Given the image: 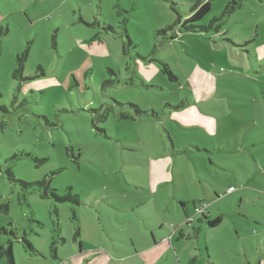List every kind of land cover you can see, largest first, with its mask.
<instances>
[{"label":"rangeland","instance_id":"374dc122","mask_svg":"<svg viewBox=\"0 0 264 264\" xmlns=\"http://www.w3.org/2000/svg\"><path fill=\"white\" fill-rule=\"evenodd\" d=\"M197 1L0 0V245L15 264H193L206 248L210 264H264V0L180 32Z\"/></svg>","mask_w":264,"mask_h":264},{"label":"trees","instance_id":"16d2710c","mask_svg":"<svg viewBox=\"0 0 264 264\" xmlns=\"http://www.w3.org/2000/svg\"><path fill=\"white\" fill-rule=\"evenodd\" d=\"M244 0H232V1H228V4L226 6L225 11L223 12V14L221 15V17H215L212 21H210L208 24H203L202 21L208 16V14L211 12V8H212V0H198L196 2V4H194L191 8V16L186 19L182 26H181V31L180 32H185V33H196V34H203L212 30H217L216 29V25L217 23L221 20L220 18H223L224 16H226L227 14H229L230 12L234 11V9L236 7H239L242 5V2ZM178 24V23H176ZM174 26V25H173ZM173 26L169 27V30H171L173 28ZM109 29H111V27L108 26ZM112 30V29H111ZM167 29L166 30H160L157 33L158 34H166L167 35ZM126 38L127 41L124 43L123 47H126L127 45L132 46V41L129 38V36L126 33ZM26 53L22 56H18L17 58V62H18V66L16 67V69L14 70V74L13 76L17 79V77H21L20 80H27L29 78L22 76V71L24 69V61L26 59ZM110 82L106 81L103 86L108 85ZM138 116L142 117L145 116V112L142 111H137ZM45 182L41 181V182H36L34 185L36 187H41L44 189V194L49 196L47 193V187H44ZM50 196L54 199L55 202H71L74 204H79L80 200L78 199L77 195H72V194H64L62 196L58 195L56 193L55 189H51V191L49 192ZM204 218V223L207 227L209 228H216L218 225L221 224L222 219L220 216L216 217L213 220H209L207 218V216H203ZM79 234V233H78ZM24 241H26V239H24ZM28 247L32 250L33 247L32 245L26 241ZM2 256H5L7 259V264H15V257H14V253H13V249H12V243L9 242L8 246H2L0 245V258Z\"/></svg>","mask_w":264,"mask_h":264},{"label":"crops","instance_id":"0c3cea01","mask_svg":"<svg viewBox=\"0 0 264 264\" xmlns=\"http://www.w3.org/2000/svg\"><path fill=\"white\" fill-rule=\"evenodd\" d=\"M207 218L209 219V220H212L211 218H209L208 216H207ZM199 222H201V223H203L204 224V219L203 218H201L200 219V221ZM205 226V225H204ZM207 228H209V227H207ZM201 230V228H197V231L199 232ZM180 236H181V234H179ZM154 239H153V242L151 241L150 243H149V246H147L146 247V249L147 250H149V249H154L155 248V246L157 245V244H159V243H161V242H164V238L163 239H157V238H155V237H153ZM166 242V241H165ZM146 253V252H145ZM144 253V254H145ZM205 253V254H204ZM206 255H208V248H206V250L205 251H202L201 253H199V255H196V257H195V260H193V264H194V262H195V264H210V262H211V260H209V258H207V257H205ZM162 258V257H161ZM160 258V259H161ZM146 259L147 258H145V256H143L142 255V260L140 261V263L141 264H150V263H147V261H146ZM159 259V257H157L156 258V260H155V263L157 262V260ZM159 259V260H160ZM177 260H178V263H176V264H186V263H184L179 257H177ZM202 261V262H201Z\"/></svg>","mask_w":264,"mask_h":264},{"label":"built area","instance_id":"2783aa9c","mask_svg":"<svg viewBox=\"0 0 264 264\" xmlns=\"http://www.w3.org/2000/svg\"><path fill=\"white\" fill-rule=\"evenodd\" d=\"M204 210H205V206L204 207L202 206L200 209H197V213H199L201 216H206ZM189 221L192 222L193 219H190Z\"/></svg>","mask_w":264,"mask_h":264}]
</instances>
